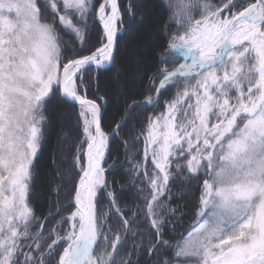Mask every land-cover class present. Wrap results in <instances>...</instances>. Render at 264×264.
<instances>
[{"label": "snow or ice", "instance_id": "1", "mask_svg": "<svg viewBox=\"0 0 264 264\" xmlns=\"http://www.w3.org/2000/svg\"><path fill=\"white\" fill-rule=\"evenodd\" d=\"M151 6L0 0V264H264V0Z\"/></svg>", "mask_w": 264, "mask_h": 264}, {"label": "trees", "instance_id": "2", "mask_svg": "<svg viewBox=\"0 0 264 264\" xmlns=\"http://www.w3.org/2000/svg\"><path fill=\"white\" fill-rule=\"evenodd\" d=\"M143 3H147L149 5L148 12L146 13L149 16L154 14V9L152 8V0H142ZM136 29H133V33H135ZM132 38V34H130L129 39ZM154 39H160L159 36L154 37ZM119 56L121 59H124L127 56V49L124 46V43H121ZM149 63L154 62V57L146 58ZM49 115L52 118L51 124L45 128V135L47 137V144L43 147L40 153V159L42 161H47L51 157L53 149L55 148L57 139L62 129H69L70 131H74L75 121H76V110L68 108L67 106L55 105L50 106ZM120 159L123 160V154L121 153ZM62 163L66 166H70L72 163L71 156L65 155ZM47 176H51V170H48L46 173ZM122 173L117 172L114 175V179L119 182L121 180ZM114 187H119L118 183L113 185ZM48 196L47 188L43 187V185H38L37 190L32 196V200L34 205L37 207V210H41L46 203V198ZM196 193L193 192L187 197V202L190 207L187 209V215L184 218L183 228H188L190 225L195 224L194 220V212L191 208V202L195 199Z\"/></svg>", "mask_w": 264, "mask_h": 264}]
</instances>
